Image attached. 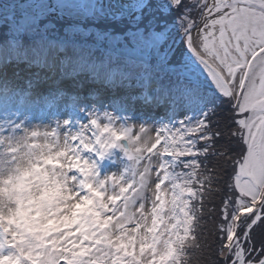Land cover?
Returning <instances> with one entry per match:
<instances>
[{"label": "snow or ice", "instance_id": "6c2138e0", "mask_svg": "<svg viewBox=\"0 0 264 264\" xmlns=\"http://www.w3.org/2000/svg\"><path fill=\"white\" fill-rule=\"evenodd\" d=\"M23 2L39 5L37 11H47L48 15L58 13L61 5L85 13L98 7L79 0ZM135 5L137 10L131 12L127 29L135 35L124 33L128 48L121 46L123 50L107 54L103 62L109 71L116 69L120 75L111 84L100 86L122 106L139 105L153 123L150 113L158 108L172 112V118L155 127L148 120L139 121L137 126L131 117L107 109L100 111L95 104L89 107L86 97L79 99L83 82L72 76L71 62L65 65L63 59H56L59 49L50 37L54 30L40 29L37 36V29L32 28L35 39L22 45L23 62L39 64L40 70L49 74L51 70L60 71L78 90L65 96L60 95L64 92L61 89L33 94L22 104L30 119L0 122V133L8 126L13 128V135H0L6 157L0 159V166L8 170L6 177H0V264H73L57 250L37 251L44 247L37 241H43L56 223L48 219L46 209L57 202L53 197L60 194L58 185L55 189L45 185L42 190L43 181L32 164L33 158L42 157H34L31 151L41 145L30 143L43 137V147L59 145L73 119L80 127L64 134V148H68L69 141L74 147L77 140L95 146L97 138L107 148L115 138L113 133L131 137L130 142L142 140L151 145L158 141L156 147L162 148L166 158L177 156L192 162V175L202 177L201 190L205 183L216 184L205 163L209 158L215 160L224 169L227 189L217 226L219 255L225 264H264V0H196L194 4L188 0H137ZM9 24L0 18L4 32ZM13 38L5 37L3 43ZM72 96L77 99L71 101ZM11 99V93L0 91V105ZM62 105L69 109L66 114L59 112ZM37 111L41 119L47 116L52 124L44 125L43 130L39 124L24 127L23 122L35 118ZM82 119L87 123H80ZM16 130L24 134L15 135ZM22 160L28 161L26 167ZM188 167L185 163V170ZM215 171L213 168L212 173ZM30 176L32 179H28ZM38 191L40 196L36 195ZM215 191L222 189L215 187ZM29 204L36 208V216L27 217ZM83 210L84 205L76 204L73 214ZM188 217L185 231L195 240L198 221L194 214ZM38 231L42 234L37 235ZM184 244L180 240L178 251H183ZM147 247L139 256L132 252L124 255L133 256L136 264H153L147 259ZM62 250L71 251L66 246ZM117 259L121 264H132L123 257Z\"/></svg>", "mask_w": 264, "mask_h": 264}, {"label": "rangeland", "instance_id": "374dc122", "mask_svg": "<svg viewBox=\"0 0 264 264\" xmlns=\"http://www.w3.org/2000/svg\"><path fill=\"white\" fill-rule=\"evenodd\" d=\"M188 1L190 4L196 2V0ZM49 2L51 3L53 0H49ZM79 2L95 4L98 7L95 11L85 13L67 10L66 6L61 5V10L58 13L55 15H48L47 11H37L40 9L39 5H29L24 3L23 0H0V18L10 21L8 25L9 30L6 32L8 35L0 37L2 40L0 42V48L8 46L3 44L12 43L11 40H8L7 43H3L5 37L10 36L16 38V36L22 35V29L25 28L29 30L28 35L31 43H33L35 39V37L31 35L32 28L37 29V36L39 35L40 29H54V31L50 33V37L54 40V47L59 49V54L61 56L66 54L67 60L76 58V65L81 63L84 57L82 53H84L86 46L97 48L95 43H91L87 40L92 34L97 35V38L100 40L103 39L105 41L106 39L109 47L113 51L128 48V42L126 41L124 33L127 32L128 36L135 35V33L127 31L132 19L131 14H127L125 19L111 23V21L115 20L117 17L124 16L123 12L116 7L113 0H79ZM136 19H139V17H136ZM55 21L60 23H54ZM54 24L56 25L54 26ZM111 25H115V29H113ZM1 30L3 29L0 28V31ZM60 30H62V32H60ZM55 32H57V35H55ZM69 34H82L83 37L76 40L75 37L69 36ZM117 43L118 46L116 45ZM121 46H123V49H121ZM61 47L63 49H61ZM21 48L22 45L20 48L12 45L11 48L2 49V55L8 54L9 51L17 53ZM96 65L95 68L98 72L103 70L104 75L108 76L109 72L106 70L105 64L97 62ZM22 104L20 99H18L16 105L13 107L10 103H4L3 107H0V122L16 121V123H21L19 119L25 117L30 119V115L24 112ZM88 104V106L91 107L94 103ZM112 108L113 107L110 109L107 108V110L115 111L121 117H131L122 110L117 111L112 110ZM98 109L100 111L104 110L101 108ZM61 110V114H66L69 109L67 105H62L59 112H61ZM166 114L167 113L162 108L157 115L158 117L154 114L151 115L155 123H153V120H148L149 115L145 114H142V117L146 119L134 118L132 121L138 126L139 121L148 120L149 124L155 127L156 124L163 123L165 118L170 119L173 116L172 112H170L167 117L165 116ZM41 116L42 114L37 111L35 118L23 122V126L32 128L34 125L39 124L41 125V130H43L44 125L52 124V121H50L47 116H43L42 119ZM61 118H63V116H61ZM80 123H87V120L82 119ZM79 127L80 124L77 123L76 119H73L72 124L69 126L68 130H65L64 134H67L69 130L75 132ZM23 134L22 130H16L15 132V135ZM64 134L61 135L60 144L54 145L51 148L43 147L45 144L43 137L38 141L30 143L41 145V147L32 148L31 151L34 153V157H42L41 159H32V164L36 168V175L43 181L42 190L45 185L54 189L57 188L58 185L59 191L61 192L59 196L53 197V199L57 201L54 202L55 213L57 215L56 221L60 224L66 222L72 226L75 224L72 223L73 210L80 196L77 194L76 180L73 178L74 174L70 167V163L72 159L75 160V157L72 151H70V141L68 148L63 147ZM0 135L5 137L13 135V128L11 126L6 127V130L0 133ZM89 135H91V133H89ZM116 135L119 136V134ZM152 135H155V133L153 132ZM124 138L123 148L120 146L118 152L114 153V156L106 165V170L99 178L94 177L92 179L94 186H96L98 193L103 199V204L97 208L96 214L100 221L107 226V236L112 246L109 248L96 249L92 253L91 258L87 262L81 264H112L111 258L114 249H118L124 254L126 252H132L134 255L139 256L145 246H148L147 259L152 260L147 233L148 229H150L155 222V194L159 177H161L159 167L160 152H154L158 141L153 142L151 145H147L144 144L142 140L130 142L132 138L129 136H125ZM153 140L155 141L154 137ZM26 150L25 148H21V151ZM127 151L136 155H141L143 160H128L126 158ZM93 156L94 155L87 154L84 157V162L87 163L89 160H93ZM5 158L4 148L0 147V159ZM21 163L25 166L28 165L27 160H22ZM7 173V168L0 166V177H6ZM28 179H32V177L30 176ZM53 181H55V183H53ZM165 189L170 190V185H166ZM36 195L40 196L41 192H36ZM123 204L126 205L123 207L124 210H122ZM28 208L30 210L26 213L27 217L36 216L37 210L34 205L29 204ZM46 211L48 212V219H51V212L48 209H46ZM37 219L40 218L37 217ZM42 223H46V221H42ZM137 233H139V235ZM205 252H202V254ZM58 254L66 256L64 253ZM126 256L127 259L125 261H132V264H136L133 256ZM144 264H147V262L145 261Z\"/></svg>", "mask_w": 264, "mask_h": 264}, {"label": "trees", "instance_id": "16d2710c", "mask_svg": "<svg viewBox=\"0 0 264 264\" xmlns=\"http://www.w3.org/2000/svg\"><path fill=\"white\" fill-rule=\"evenodd\" d=\"M1 41L0 39V42ZM205 163L209 168V174H212L216 184L210 186L205 183L203 185V190H201L200 184L202 182V177L198 176L199 187L196 191V193H198V201L194 208V215L198 222L196 223L195 240L192 239V234L188 232V242H191L189 243L191 245L189 249V264H225V261L219 255L221 251V240L220 233L217 232V226L220 223L219 210L222 200L227 193V189L225 188L226 176L223 167L218 165L212 158H209V161ZM213 168L216 169L214 173H212ZM191 169L193 173L194 169ZM201 173H203V169H201ZM218 177L219 179H217ZM215 187H220L222 191L216 192ZM202 252L205 253L202 254ZM190 253H192V255Z\"/></svg>", "mask_w": 264, "mask_h": 264}, {"label": "bare ground", "instance_id": "6f19581e", "mask_svg": "<svg viewBox=\"0 0 264 264\" xmlns=\"http://www.w3.org/2000/svg\"><path fill=\"white\" fill-rule=\"evenodd\" d=\"M123 2V4H126V5H135L134 3L137 2V0H121ZM70 55V54H69ZM67 55L64 54L63 56H58L56 54V59L59 61L60 59H63L64 60V63L65 65H69V61L71 62L70 63V67H75L76 66V62L75 60H77L76 58H73L72 60H67L68 58L66 57ZM8 57H6L4 60L0 61L2 63H0V66L2 64H5V66L2 68V70L0 69V85H5L6 88L10 89L8 92L10 93L11 90H17L18 89V86L23 82H26V79L27 81L30 79V85L31 87H34L32 90H27V93L29 96H32L33 94H39V93H42V89H40V87L42 86V84L46 81V79H37L38 77H36L37 74H42L40 76V78H45V72L44 71H39L38 68L34 69L32 66L30 65H21L19 67H16L18 66V64L16 63V61H14V63H11V64H8ZM19 63L23 62V60H18ZM31 65H35V64H31ZM49 72H47L48 74ZM54 71H51V74H53ZM57 75L59 74V72H56ZM75 73V72H74ZM59 77H57V79H61L63 78V82L66 83V84H69V85H75V83H73V81L71 79H67L65 77H63L62 75H58ZM72 76H76L78 77V79L80 81L83 82V89H82V92L81 93H84L86 92L88 89H91V96L92 97H98L100 94L99 92H101L100 90H97L95 91V86L88 82V80H86V77L82 74V73H79V74H73L72 72ZM1 81H2V84H1ZM57 82V81H56ZM59 83V82H57ZM39 84V85H38ZM38 85V86H37ZM77 88V87H76ZM30 89V87H29ZM52 90L53 89H63V87L61 88L60 86H57V87H53L51 88ZM64 91V90H63ZM66 93V91L62 92V95H64ZM23 94V92H22ZM65 96V95H64ZM103 100H108V102H116V100H119V99H115L113 97V95L111 94H107V95H104V96H100L99 97V104H101V102ZM12 107L14 105H16L15 102H12L11 103ZM133 107L135 106H131V108L128 109L127 112H129L132 116H135L134 113H136V110L134 111L133 110ZM140 113H142L140 111ZM138 118H140V116H138Z\"/></svg>", "mask_w": 264, "mask_h": 264}, {"label": "clouds", "instance_id": "9594fccd", "mask_svg": "<svg viewBox=\"0 0 264 264\" xmlns=\"http://www.w3.org/2000/svg\"><path fill=\"white\" fill-rule=\"evenodd\" d=\"M22 166H25V165H22ZM25 167H26V166H25ZM10 207H14V205H11ZM4 214H5V215L8 214V213H7V210H5Z\"/></svg>", "mask_w": 264, "mask_h": 264}, {"label": "water", "instance_id": "95a60500", "mask_svg": "<svg viewBox=\"0 0 264 264\" xmlns=\"http://www.w3.org/2000/svg\"><path fill=\"white\" fill-rule=\"evenodd\" d=\"M125 10H127V9H125ZM133 10H137V7L136 8H133V9H130V11H133Z\"/></svg>", "mask_w": 264, "mask_h": 264}]
</instances>
